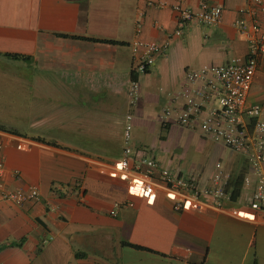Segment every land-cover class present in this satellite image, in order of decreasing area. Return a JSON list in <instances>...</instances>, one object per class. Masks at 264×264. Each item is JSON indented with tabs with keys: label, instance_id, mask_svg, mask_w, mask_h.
Instances as JSON below:
<instances>
[{
	"label": "crops",
	"instance_id": "0c3cea01",
	"mask_svg": "<svg viewBox=\"0 0 264 264\" xmlns=\"http://www.w3.org/2000/svg\"><path fill=\"white\" fill-rule=\"evenodd\" d=\"M207 1L222 5V23L191 22L178 36L175 0H0V76L13 80L0 81V99L13 90L17 106L0 108L8 117L0 126L16 132L0 129L1 182L40 194L22 205L0 201V264H264V211L249 207L251 186L222 209L206 204L177 212L181 193L159 184L154 199L134 194L120 169L133 121L130 147L163 167L204 185L217 163L230 179L249 172L244 155L196 128L161 120L179 105L187 70L249 54L236 20L250 22L255 13L264 26V13L245 0ZM200 2L184 6L197 11ZM138 39L169 42L144 75L133 73ZM134 80L140 91L131 104ZM253 104L264 120V56L248 97ZM171 135L194 143L202 164L181 165L183 150L166 146ZM21 139L29 150L16 147Z\"/></svg>",
	"mask_w": 264,
	"mask_h": 264
},
{
	"label": "built area",
	"instance_id": "2783aa9c",
	"mask_svg": "<svg viewBox=\"0 0 264 264\" xmlns=\"http://www.w3.org/2000/svg\"><path fill=\"white\" fill-rule=\"evenodd\" d=\"M175 1L172 8L177 14L178 29L175 34L178 36L191 22L208 26L222 23L221 4H210L207 0H201L199 9L193 11L184 6L185 0ZM245 1L256 5L264 13V0ZM240 12L243 13L244 10ZM139 15L143 17L144 13L140 12ZM235 26L248 37L251 44L249 54L232 58L225 64L187 70V87L175 97L179 100V105L165 109L161 120L164 124L175 123L196 128L205 138L244 155L249 164V172L244 176L242 187H252L248 205L254 211H264V120L261 118L260 105H248L258 59L264 56V26L259 24L255 13H252L250 22L239 18L235 21ZM134 47L136 64L133 73L144 75L167 50L169 42L160 44L138 39ZM139 91V83L132 81L128 91L131 104L138 100ZM131 118L127 117L128 120ZM130 129L128 124L124 133L125 145L120 169L132 193L154 199L158 194V185L162 184L169 190L181 193V198L174 204L177 212L189 208L201 211L206 204L222 209L232 202L231 193L228 191L230 175L222 163H217L216 172L209 183L204 185L194 177L163 167L157 159L133 150L129 145ZM16 147L26 151L31 148V144L21 139ZM5 171V162L0 159V201L22 205L39 199V191L34 186L27 190L5 189L1 182ZM130 205L132 206L131 203ZM120 206L116 203L111 215L116 216ZM231 212L238 215L237 209H231Z\"/></svg>",
	"mask_w": 264,
	"mask_h": 264
},
{
	"label": "rangeland",
	"instance_id": "374dc122",
	"mask_svg": "<svg viewBox=\"0 0 264 264\" xmlns=\"http://www.w3.org/2000/svg\"><path fill=\"white\" fill-rule=\"evenodd\" d=\"M0 81H2V82L3 81L4 82H8V81L13 82V80H10L7 78H2L1 76H0ZM7 92H10V93H7ZM13 93H14L13 90L7 91V89H4L2 91V94H4V97H3V99H2V97L0 99V108L1 107H7L9 109V107H11L10 110H12V109L15 110L14 108H17V106H14L12 104V103L15 104V100H13V95H12ZM4 104H5V106H4ZM13 106H14V108H12ZM0 117H3V116H1V114H0ZM3 118L8 119L7 116H4ZM128 124H130V126H131L130 141L129 142L133 143L136 127H135V124L133 123V121H132V123H128ZM159 131H160V126H159ZM170 140H171V142L170 143L167 142L168 144H166L167 147L171 146V145L173 146V145L178 144L177 147L179 148V150L177 149V152L183 150L182 151L183 153L181 154V156L182 155H184V156H183V163L181 165H183L187 168H190V167H193L194 164H195V166L202 164V161L198 160V158H197V155H198L196 153L197 147L194 143L191 144L188 142V143L183 144L182 141L178 142V139L175 138V135H171Z\"/></svg>",
	"mask_w": 264,
	"mask_h": 264
},
{
	"label": "trees",
	"instance_id": "16d2710c",
	"mask_svg": "<svg viewBox=\"0 0 264 264\" xmlns=\"http://www.w3.org/2000/svg\"><path fill=\"white\" fill-rule=\"evenodd\" d=\"M8 56H11L13 58H20V57H17L16 55H8ZM0 129L16 134L15 131L10 130V129H6V127H4V126H0ZM37 140L44 142V140L40 139V138H38ZM49 144H52L54 146L57 145L56 143H49ZM242 185H243V175L233 177L229 180L228 191H230V193H231V200L232 201L235 202L240 197ZM2 247L3 246L1 245L0 250ZM137 248H141V247H137Z\"/></svg>",
	"mask_w": 264,
	"mask_h": 264
}]
</instances>
